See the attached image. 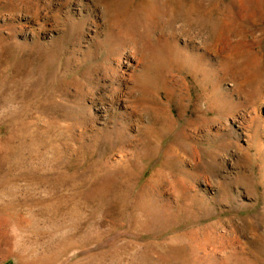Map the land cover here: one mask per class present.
<instances>
[{
  "label": "rangeland",
  "instance_id": "obj_1",
  "mask_svg": "<svg viewBox=\"0 0 264 264\" xmlns=\"http://www.w3.org/2000/svg\"><path fill=\"white\" fill-rule=\"evenodd\" d=\"M172 1L0 0V264H264V0Z\"/></svg>",
  "mask_w": 264,
  "mask_h": 264
},
{
  "label": "bare ground",
  "instance_id": "obj_2",
  "mask_svg": "<svg viewBox=\"0 0 264 264\" xmlns=\"http://www.w3.org/2000/svg\"><path fill=\"white\" fill-rule=\"evenodd\" d=\"M172 1V0H171ZM197 1V0H196ZM247 1V0H246ZM251 0H248V2H250ZM256 1V0H255ZM173 2V1H172ZM182 2V1H181ZM199 2V1H198ZM248 2H246V3H248ZM263 2V1H262ZM255 3V2H254ZM171 4V3H170ZM179 4V3H178ZM252 5V3H249V5ZM256 4V3H255ZM257 4H259V5H262L261 3H259L258 1H257ZM152 5H153V3H146V6L148 7V8H146V12H150V14L152 15V14H155L154 12L157 10L158 11V9H156L155 7H152ZM188 5V4H187ZM195 5V4H194ZM258 5V6H259ZM143 7V6H142ZM254 7V6H253ZM260 7V6H259ZM179 9V8H178ZM144 10V9H143ZM175 10H176V8H175ZM145 11V10H144ZM161 11V10H160ZM178 11V10H177ZM179 12V11H178ZM182 12V11H181ZM157 15V14H156ZM185 18V17H184ZM202 18V17H201ZM134 21V20H133ZM211 22V21H210ZM134 23V22H133ZM175 23V22H174ZM143 24V23H142ZM201 24V23H200ZM206 25V24H205ZM204 27H206V26H204ZM197 28V27H196ZM137 30V29H136ZM244 30V29H243ZM135 36V35H134ZM137 36V35H136ZM216 36V35H215ZM132 39V38H131ZM146 41V40H145ZM131 44V43H130ZM134 44V43H133ZM144 47V46H143ZM197 61H203V59L201 58V59H199L198 58V60ZM157 66V65H156ZM169 66V65H168ZM238 66V68L235 66V69L233 70L234 71V76H233V80H236V79H238V77L240 78V77H252L253 75H255V71H258V69H256V67H255V65L254 66H245V64L244 65H237ZM162 67H163V65H162ZM250 67V68H249ZM158 68V67H157ZM240 69V76H238V77H236L235 76V72L237 71V70H239ZM162 70V69H161ZM104 71V70H103ZM163 72V71H162ZM166 73V72H165ZM252 79V78H251ZM242 80V79H241ZM248 80V79H247ZM238 81H240V79H238ZM245 81V80H244ZM253 81V80H252ZM248 83V82H247ZM246 83V84H247ZM250 83V82H249ZM255 84H256V82H254ZM215 84H216V82H215ZM253 84V83H252ZM255 84H253V86L252 85H250V84H247L249 87H251L252 89L251 90H248V89H245V92L247 93V95L249 96L248 97V99H246L247 101V103H251V102H253V103H255V105H257V104H260V103H262V102H264V88H261L260 87V85H259V87L257 86V85H255ZM236 85V84H235ZM240 85H241V87L240 86H238L240 89H241V92H243V90H244V88L246 87L247 88V86L245 85V84H241L240 83ZM257 86V87H256ZM236 87H237V85H236ZM240 91V90H239ZM165 94H166V96H167V98H169L170 99V90L169 89H166L165 91ZM215 94V93H214ZM213 94V98L215 97V96H217V95H214ZM226 94V93H225ZM161 95V94H160ZM224 99H226L227 100V98H225V97H222V101H221V103L222 102H224V101H226V100H224ZM148 102V101H147ZM226 104H228V105H231V103H229V101H227V102H225ZM161 104H163V103H161ZM160 104V105H161ZM263 104V103H262ZM187 106V105H186ZM224 108V107H223ZM223 108H222V110H221V112H223ZM155 109V108H154ZM165 110H166V108H165ZM232 110V109H231ZM157 111H158V109H157ZM181 108H179L178 109V114L179 115H181ZM221 112H219V113H221ZM225 113V112H224ZM227 114H229V113H227ZM226 114V115H227ZM169 115V114H168ZM216 115H218V114H216ZM220 117V116H219ZM151 121H152V123H154V125L157 127H155V128H153V129H149L148 131V134L147 135H149V136H151V137H154V140H155V143H154V145H153V147L151 148V152L149 151L148 153H146L145 152V150H144V153H143V155H142V157H148V158H150L153 154H155L158 150H159V147L161 146L160 145V143H162V140L165 138V136H166V134H165V132H164V128L165 127H168L169 129H170V126L172 125L171 123H170V118L169 117H167L166 116V118L164 119V120H162V119H160V117L159 116H157V114H155V116H154V113H153V115H152V117H151ZM150 121V120H149ZM175 121V120H174ZM205 121V120H204ZM148 122V121H147ZM151 124V123H150ZM152 125V124H151ZM175 126V125H174ZM147 130V129H146ZM144 132V131H143ZM147 132V131H146ZM142 134V133H141ZM145 137V136H144ZM147 137V136H146ZM148 138V137H147ZM173 141V140H172ZM173 142H175V140L173 141ZM151 145V144H150ZM174 147H175V145L174 144H169L167 147H166V150H165V152H163L164 153V158H163V164L165 165V163H167L169 160H170V158H172V154L174 153V151H175V149H174ZM178 147V146H177ZM226 148V147H225ZM146 149V148H145ZM124 205V204H123Z\"/></svg>",
  "mask_w": 264,
  "mask_h": 264
}]
</instances>
